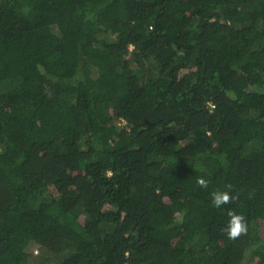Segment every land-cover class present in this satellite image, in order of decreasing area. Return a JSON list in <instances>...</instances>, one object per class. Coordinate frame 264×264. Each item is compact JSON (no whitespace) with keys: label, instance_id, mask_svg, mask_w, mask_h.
Here are the masks:
<instances>
[{"label":"trees","instance_id":"obj_1","mask_svg":"<svg viewBox=\"0 0 264 264\" xmlns=\"http://www.w3.org/2000/svg\"><path fill=\"white\" fill-rule=\"evenodd\" d=\"M262 221L264 0H0V264H264Z\"/></svg>","mask_w":264,"mask_h":264},{"label":"clouds","instance_id":"obj_2","mask_svg":"<svg viewBox=\"0 0 264 264\" xmlns=\"http://www.w3.org/2000/svg\"><path fill=\"white\" fill-rule=\"evenodd\" d=\"M196 182L201 188L208 187V181L203 177H198ZM226 187L231 188V185ZM236 198L237 197L231 195L229 191L216 190L212 193V204L216 208H222L224 205L232 203ZM228 217L229 219L226 226L221 229V232L226 235L227 238L235 240L247 233L248 223L243 214L237 213L234 210H229Z\"/></svg>","mask_w":264,"mask_h":264},{"label":"rangeland","instance_id":"obj_3","mask_svg":"<svg viewBox=\"0 0 264 264\" xmlns=\"http://www.w3.org/2000/svg\"><path fill=\"white\" fill-rule=\"evenodd\" d=\"M261 228L264 230V221L261 222ZM37 246L38 245H31L28 248L29 255L27 258V262L30 264H40L45 257L46 251L43 249V247Z\"/></svg>","mask_w":264,"mask_h":264}]
</instances>
